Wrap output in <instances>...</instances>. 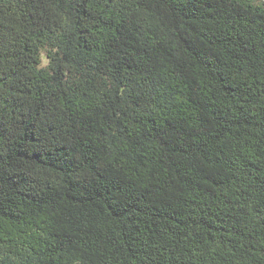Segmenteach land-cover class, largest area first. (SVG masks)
<instances>
[{"label":"trees","instance_id":"trees-1","mask_svg":"<svg viewBox=\"0 0 264 264\" xmlns=\"http://www.w3.org/2000/svg\"><path fill=\"white\" fill-rule=\"evenodd\" d=\"M0 264H264V0H0Z\"/></svg>","mask_w":264,"mask_h":264}]
</instances>
